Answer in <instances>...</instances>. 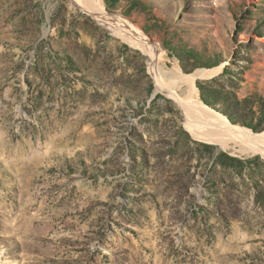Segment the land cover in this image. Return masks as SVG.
Masks as SVG:
<instances>
[{"label":"rangeland","instance_id":"rangeland-1","mask_svg":"<svg viewBox=\"0 0 264 264\" xmlns=\"http://www.w3.org/2000/svg\"><path fill=\"white\" fill-rule=\"evenodd\" d=\"M213 69L188 100L264 133V0H0V264H264V157L175 96Z\"/></svg>","mask_w":264,"mask_h":264},{"label":"bare ground","instance_id":"bare-ground-1","mask_svg":"<svg viewBox=\"0 0 264 264\" xmlns=\"http://www.w3.org/2000/svg\"><path fill=\"white\" fill-rule=\"evenodd\" d=\"M111 27L114 28V32H122L120 27L115 24L111 23ZM127 33L126 35L123 33V36L129 39ZM131 37L137 39L135 43L138 44L139 39L132 35ZM217 71L219 70H198L190 75H183L177 70L174 73L175 85H187V89H189L188 94H184L183 99L178 94L175 96L181 101L184 110L189 115V127L193 135L196 138L217 144L222 148H227L230 144H234L244 153L260 154L264 157V133L255 135L247 129L232 127L224 116L208 109L205 104L201 102L193 103L192 99L188 100L192 96L194 83L199 79L211 77Z\"/></svg>","mask_w":264,"mask_h":264},{"label":"water","instance_id":"water-1","mask_svg":"<svg viewBox=\"0 0 264 264\" xmlns=\"http://www.w3.org/2000/svg\"><path fill=\"white\" fill-rule=\"evenodd\" d=\"M206 106V105H205ZM207 107V106H206Z\"/></svg>","mask_w":264,"mask_h":264}]
</instances>
